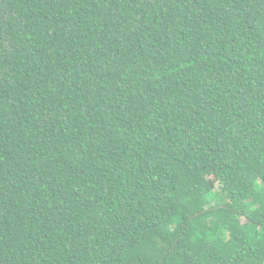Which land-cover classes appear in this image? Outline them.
I'll list each match as a JSON object with an SVG mask.
<instances>
[{
	"label": "trees",
	"instance_id": "16d2710c",
	"mask_svg": "<svg viewBox=\"0 0 264 264\" xmlns=\"http://www.w3.org/2000/svg\"><path fill=\"white\" fill-rule=\"evenodd\" d=\"M0 264H264V0H0Z\"/></svg>",
	"mask_w": 264,
	"mask_h": 264
}]
</instances>
